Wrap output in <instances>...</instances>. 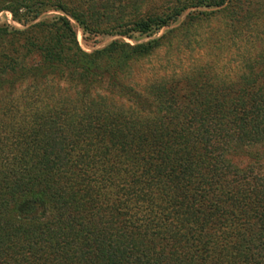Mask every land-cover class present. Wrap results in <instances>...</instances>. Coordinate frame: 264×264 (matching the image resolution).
Masks as SVG:
<instances>
[{
    "label": "trees",
    "instance_id": "trees-1",
    "mask_svg": "<svg viewBox=\"0 0 264 264\" xmlns=\"http://www.w3.org/2000/svg\"><path fill=\"white\" fill-rule=\"evenodd\" d=\"M252 1L0 0L24 27L0 26V264H264V169L231 159L264 145V43L236 75L130 81L197 22L250 26ZM72 20L120 39L88 53Z\"/></svg>",
    "mask_w": 264,
    "mask_h": 264
},
{
    "label": "rangeland",
    "instance_id": "rangeland-1",
    "mask_svg": "<svg viewBox=\"0 0 264 264\" xmlns=\"http://www.w3.org/2000/svg\"><path fill=\"white\" fill-rule=\"evenodd\" d=\"M254 1L256 2V0L252 2ZM258 7V5H254L253 9H258ZM194 11L196 10H189L182 21ZM197 11L210 13L213 10L200 8ZM53 15H61V13L52 11L45 16L51 17ZM72 23L75 26L81 48L88 53L107 46L115 39H120L118 37H101L96 40H88L82 28L73 20ZM251 23L250 26L245 25L243 28H240L241 25L235 24L233 26L224 14L213 16L208 21L197 22L191 25L186 32H177L169 37L167 41H164V46L150 58L134 65L130 81L143 85L155 76L160 77L167 73L165 70H160L163 69L161 66L170 67L169 70H166L168 74L170 71L180 74L181 71H189L195 65H206L208 63L218 73L225 74L227 72L226 74L236 75L239 70L236 61L242 60L241 57L247 50L251 51L252 47L259 48L261 43H264V9L260 16L256 15L253 18ZM4 25L24 28L14 20L10 11H4L0 14V26ZM178 26L171 28H178ZM163 34L164 31H161L153 38L125 40L131 44L147 43L150 40L160 38ZM95 41L98 43H94ZM231 159L238 167L254 166L262 170L264 169V145L238 150L231 155Z\"/></svg>",
    "mask_w": 264,
    "mask_h": 264
}]
</instances>
